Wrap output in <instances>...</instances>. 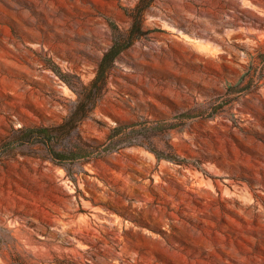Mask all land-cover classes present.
<instances>
[{
	"label": "rangeland",
	"instance_id": "rangeland-1",
	"mask_svg": "<svg viewBox=\"0 0 264 264\" xmlns=\"http://www.w3.org/2000/svg\"><path fill=\"white\" fill-rule=\"evenodd\" d=\"M139 6L0 0V264L86 261L108 239L135 264H264V0H151L133 32ZM117 40L80 137L55 144L91 158L21 144L69 116Z\"/></svg>",
	"mask_w": 264,
	"mask_h": 264
},
{
	"label": "trees",
	"instance_id": "trees-1",
	"mask_svg": "<svg viewBox=\"0 0 264 264\" xmlns=\"http://www.w3.org/2000/svg\"><path fill=\"white\" fill-rule=\"evenodd\" d=\"M151 4V0H141V7L132 13L134 20L133 32L136 28H139L143 23V12ZM131 44V41L121 43V41L115 42L110 50L105 53L102 61L99 65L97 75L90 84L91 90L89 94H85L84 91H77L78 100L70 112L69 116L59 125L52 127H38L27 128L21 130V136L17 139L21 144L43 145L51 158L58 162L66 160H78L81 158L89 159L91 155L88 151L90 146L85 141H81L82 145L75 151L60 152L55 149V144L62 139H73L74 136L80 137L79 127L89 117L90 113L94 111L97 106V102L93 100V94L96 96L101 93V90L105 87L108 78V72L112 68L116 57L127 49ZM84 89H88L84 87ZM107 142L100 145L99 148L105 146L108 153L112 152L110 145ZM96 148H94L95 151ZM1 154V153H0ZM91 248L85 251H81L85 255L86 261L77 259L73 255L68 253H59L52 251V258L48 259L49 262H56L59 264H135L129 258H120L117 254L120 252V244L113 240L108 239V246L101 241H97L95 244H90ZM100 258L106 260L103 263ZM118 263H115V261ZM13 264H27V260L19 253L13 260Z\"/></svg>",
	"mask_w": 264,
	"mask_h": 264
}]
</instances>
